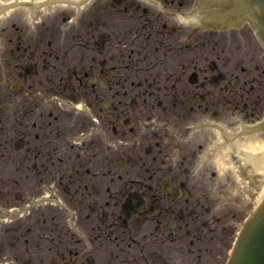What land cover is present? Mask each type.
Returning <instances> with one entry per match:
<instances>
[{
    "label": "flooded vegetation",
    "instance_id": "flooded-vegetation-1",
    "mask_svg": "<svg viewBox=\"0 0 264 264\" xmlns=\"http://www.w3.org/2000/svg\"><path fill=\"white\" fill-rule=\"evenodd\" d=\"M45 1L0 21V257L222 264L214 124L264 112L253 29L227 0Z\"/></svg>",
    "mask_w": 264,
    "mask_h": 264
},
{
    "label": "water",
    "instance_id": "water-1",
    "mask_svg": "<svg viewBox=\"0 0 264 264\" xmlns=\"http://www.w3.org/2000/svg\"><path fill=\"white\" fill-rule=\"evenodd\" d=\"M228 264H264V200L246 222Z\"/></svg>",
    "mask_w": 264,
    "mask_h": 264
},
{
    "label": "rangeland",
    "instance_id": "rangeland-1",
    "mask_svg": "<svg viewBox=\"0 0 264 264\" xmlns=\"http://www.w3.org/2000/svg\"><path fill=\"white\" fill-rule=\"evenodd\" d=\"M227 169V168H226ZM264 169V168H263ZM233 170L227 169L222 171V174L216 175L212 179V198L214 202V207H216L217 204H221L224 200L232 203H241L243 200V196L245 194V191L242 190L239 184L233 175ZM264 177V172L262 173V178ZM237 178V177H236ZM241 182L244 184V187L247 190V182L246 180H241ZM264 184V178L261 179L260 188L261 190L262 185ZM251 194L250 201L247 203V206L251 207L253 203H255L256 198L253 199V195L251 191H248ZM257 197V196H256ZM235 207V204H230ZM226 211L225 208H215L214 213L217 215H222L221 212ZM245 214V213H244ZM0 261L3 262V260L0 259ZM1 262V263H2Z\"/></svg>",
    "mask_w": 264,
    "mask_h": 264
},
{
    "label": "bare ground",
    "instance_id": "bare-ground-1",
    "mask_svg": "<svg viewBox=\"0 0 264 264\" xmlns=\"http://www.w3.org/2000/svg\"><path fill=\"white\" fill-rule=\"evenodd\" d=\"M258 143L259 142L257 140H254L252 142H249V144H246V143L245 144H240L241 146L236 147V150H241L242 149L244 151H246V150H263L260 155H257L255 157L254 156H251V157L247 156L246 153L244 154L245 157H244L243 161L244 162H249V163L253 162L254 165H255V169L258 168V163H260V162L263 163L264 162V145L263 144H258ZM225 153H226V151L224 150V154ZM218 157L221 158V159L220 158L217 159V163L218 164H222V165L226 164L227 161L224 160V157H222V155H219ZM263 166L264 165H262V167ZM263 194H264V185L262 187L261 192L259 193V197L258 198L261 199ZM260 199H259V201H260ZM259 201H257V202H259Z\"/></svg>",
    "mask_w": 264,
    "mask_h": 264
}]
</instances>
